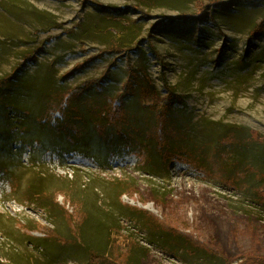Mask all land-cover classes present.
Masks as SVG:
<instances>
[{"label": "rangeland", "instance_id": "rangeland-1", "mask_svg": "<svg viewBox=\"0 0 264 264\" xmlns=\"http://www.w3.org/2000/svg\"><path fill=\"white\" fill-rule=\"evenodd\" d=\"M237 1L213 20L153 30L207 0H0V79L18 70L0 97V264H236L264 250V148L221 139L234 126L264 138V33L249 35L264 0ZM127 59L159 91L162 76L175 89L182 136L225 174L165 165L150 144L141 164L93 125L81 146L63 114L43 119L52 96L109 67L101 90L116 96ZM95 89L75 106L86 112ZM125 105L147 141L145 110L134 97Z\"/></svg>", "mask_w": 264, "mask_h": 264}, {"label": "trees", "instance_id": "trees-1", "mask_svg": "<svg viewBox=\"0 0 264 264\" xmlns=\"http://www.w3.org/2000/svg\"><path fill=\"white\" fill-rule=\"evenodd\" d=\"M142 5H147L150 2H159V0H139ZM239 5L237 0H207L206 4L198 3L195 5L196 11L188 14H179L173 16V18L165 17L164 22L156 23L151 26L153 30H159L160 27L165 23L174 22H197L202 23L207 19L215 17L218 11H227L235 8L234 6ZM114 12L120 11L113 7H107ZM142 18L146 17L147 14L141 11ZM145 19V18H144ZM264 33V21L254 26L250 31L249 35L251 38L257 37ZM137 44H135L136 47ZM156 59H159V53L149 47ZM111 50L117 51L118 48H110ZM117 49V50H116ZM135 48L129 49L130 52ZM107 50L102 51L99 55H104ZM127 56V54H126ZM128 58V57H127ZM29 61V60H28ZM125 79L121 86L119 93L116 96H112L103 93L102 83L108 76L109 68L104 74L95 79H90L84 84L77 85L73 89H66L59 93V96H52V100L49 102L46 114L59 113L65 117L64 128L72 131L70 140L75 144L86 146L85 140L83 139L88 125H93L94 130L96 129L97 134L100 137L109 139V135H105L106 130L111 131L112 136L118 137L122 142L120 147L126 149L136 156L141 164L147 165L149 162L150 151L148 150L149 144L155 146L158 154L160 155L163 164H169L173 162H180L190 167L196 168L204 176L210 175L213 171L218 174L224 173L225 170L221 168L220 161L216 157L201 153L196 149L194 143L189 142L185 136H182L183 123L182 118L176 115V112L172 106L176 103L179 95L175 94V89L171 87L164 77L162 80V90L159 91L154 86L153 80L149 77L148 73L139 67L131 65L129 60L126 62ZM20 65L19 67H21ZM18 70H15L12 74L5 76L0 79V97L6 94L9 89L13 78L17 75ZM75 70L71 71L67 76L72 75ZM92 88H96L94 93H91V97L86 99V109L82 110L80 106H75L77 99L80 95L90 93ZM134 97L137 102L145 110L146 120V132L145 136L148 137L147 141L140 139L142 131L139 126H131L129 122L130 115L129 110L126 108L125 99ZM81 113V115L79 114ZM51 115L43 116V119L50 120ZM63 128V127H61ZM139 129V133H138ZM237 129H241L244 134L240 136ZM169 131H173L176 135L170 136ZM135 133L140 134L139 136ZM223 142L227 145L234 147L254 145L258 148H264V138L254 132L251 129H243L239 127H229L226 131V135L222 137ZM212 154H217L212 151ZM229 163V162H228ZM221 165V166H220ZM235 166V163H232ZM231 165L229 164V172ZM231 174H229V177ZM223 180L234 186V178H224ZM264 180V173L263 178ZM264 189V183H263ZM13 191H16V186H11ZM264 198V193L263 196ZM240 261L236 264H264V250L260 252H252L250 254L239 257ZM227 262V261H226ZM226 264H234L227 262Z\"/></svg>", "mask_w": 264, "mask_h": 264}]
</instances>
